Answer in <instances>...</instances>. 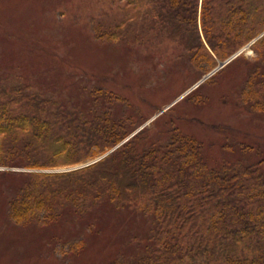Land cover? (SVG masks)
<instances>
[{"label": "trees", "instance_id": "obj_1", "mask_svg": "<svg viewBox=\"0 0 264 264\" xmlns=\"http://www.w3.org/2000/svg\"><path fill=\"white\" fill-rule=\"evenodd\" d=\"M127 1L135 7L146 3ZM148 1L160 18L192 34L187 53L201 72L200 58L216 67L251 44L258 63L241 99L250 111L264 113V0ZM123 23L120 18L94 32L119 39ZM112 117L70 108L31 86L0 84V168L25 169L0 173L21 182L6 192L15 224L47 226L68 217L87 219L99 209L127 210L144 217L148 230L139 232L137 252L111 264H264L261 163L210 168L199 140L176 134L148 145L144 130L129 138L139 126ZM127 138L95 164L42 172L85 164Z\"/></svg>", "mask_w": 264, "mask_h": 264}, {"label": "rangeland", "instance_id": "obj_2", "mask_svg": "<svg viewBox=\"0 0 264 264\" xmlns=\"http://www.w3.org/2000/svg\"><path fill=\"white\" fill-rule=\"evenodd\" d=\"M148 2L135 7L127 0H0V84L31 86L87 113L107 111L113 120L139 126L133 135L144 130L148 145L176 134L195 138L210 168L240 161L261 163L264 171V113L250 111L241 99L258 54L250 44L216 67L202 57L201 72L187 53L192 34L160 18ZM120 18L119 39L94 32ZM8 177L0 174V264H111L137 252V236L148 230L140 214L102 209L83 220L17 225L9 218L6 192L21 182Z\"/></svg>", "mask_w": 264, "mask_h": 264}, {"label": "water", "instance_id": "obj_3", "mask_svg": "<svg viewBox=\"0 0 264 264\" xmlns=\"http://www.w3.org/2000/svg\"><path fill=\"white\" fill-rule=\"evenodd\" d=\"M243 50L237 52L236 54H234L229 60H227V62L223 63V65L227 64L228 62H230L231 60H233L234 58H236L237 56H239L241 53H242ZM222 67V65L219 66V68ZM133 136V134L129 137L131 138ZM129 138H127L124 142H122L120 145H118L116 148H114L113 150H111L110 152H108L107 154L101 156L100 158L94 160V161H91L89 163H86V164H82L80 166H75V168L73 170H76V169H81V168H84V167H87V166H90L92 164H95L97 163L98 161L102 160L103 158H105L106 156H108L111 152H113L114 150H116L118 147H120L123 143H125Z\"/></svg>", "mask_w": 264, "mask_h": 264}]
</instances>
